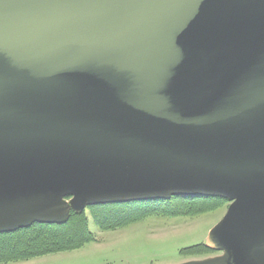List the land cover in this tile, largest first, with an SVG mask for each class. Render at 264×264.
Instances as JSON below:
<instances>
[{
	"label": "water",
	"instance_id": "obj_1",
	"mask_svg": "<svg viewBox=\"0 0 264 264\" xmlns=\"http://www.w3.org/2000/svg\"><path fill=\"white\" fill-rule=\"evenodd\" d=\"M172 197L264 264V0H0V234Z\"/></svg>",
	"mask_w": 264,
	"mask_h": 264
},
{
	"label": "rangeland",
	"instance_id": "obj_2",
	"mask_svg": "<svg viewBox=\"0 0 264 264\" xmlns=\"http://www.w3.org/2000/svg\"><path fill=\"white\" fill-rule=\"evenodd\" d=\"M230 205L231 202L226 200L220 203L218 210L195 218L155 216L126 228L108 231L96 225L88 207L83 212H87L89 228L96 241L73 251L9 264H181L216 257L221 253L210 247L209 234L224 218ZM195 245H205L213 253L199 256L182 253Z\"/></svg>",
	"mask_w": 264,
	"mask_h": 264
},
{
	"label": "trees",
	"instance_id": "obj_3",
	"mask_svg": "<svg viewBox=\"0 0 264 264\" xmlns=\"http://www.w3.org/2000/svg\"><path fill=\"white\" fill-rule=\"evenodd\" d=\"M221 198L172 197L126 204L89 207V212L102 230H117L142 222L150 217L195 218L218 210ZM87 212H71L64 225L36 223L12 233L0 234V264L27 261L35 257L80 249L96 241L90 231ZM188 256L213 253L205 245H195L182 251Z\"/></svg>",
	"mask_w": 264,
	"mask_h": 264
}]
</instances>
